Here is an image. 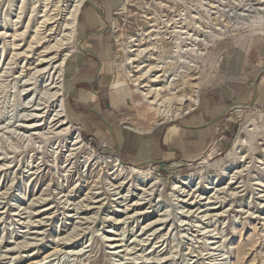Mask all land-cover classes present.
I'll return each instance as SVG.
<instances>
[{
	"label": "rangeland",
	"instance_id": "rangeland-1",
	"mask_svg": "<svg viewBox=\"0 0 264 264\" xmlns=\"http://www.w3.org/2000/svg\"><path fill=\"white\" fill-rule=\"evenodd\" d=\"M73 5L0 0V264H264V0H86L74 37L48 50ZM184 20L190 80L175 86L200 104L168 121L144 101L142 58L127 56L154 46L144 63L174 59ZM61 100L70 122L55 128ZM171 130L188 141L167 143ZM142 169L154 186L133 181Z\"/></svg>",
	"mask_w": 264,
	"mask_h": 264
},
{
	"label": "bare ground",
	"instance_id": "bare-ground-1",
	"mask_svg": "<svg viewBox=\"0 0 264 264\" xmlns=\"http://www.w3.org/2000/svg\"><path fill=\"white\" fill-rule=\"evenodd\" d=\"M23 1V0H22ZM75 5H73V9L69 10V15L66 17V22L64 24V29L63 31V37L61 39H57L56 42L54 44H52L50 47H47L48 50H51V49H55V50H58L60 49L61 46H63L64 44H66L68 41H70L73 37H74V33H75V30H76V23H75V16L76 13L78 12V8H81L82 9V5L84 4V2L86 0H73ZM126 2V1H125ZM83 3V4H82ZM126 4L123 5V7L125 6ZM64 11V10H63ZM43 16V15H41ZM46 16V14L44 15ZM47 17V16H46ZM44 18L43 22L42 23H50L52 21H50L51 19H53V17H50L48 16V18ZM179 22V21H178ZM180 23H182L180 21ZM179 23V24H180ZM166 24V23H165ZM180 26V25H179ZM174 27V26H173ZM175 27H177L175 25ZM183 31L179 32L177 31V33H173V37L175 39V42H173L174 44H176V47H177V50H176V56L174 57V59L172 60H168V61H165L161 64L160 62V65H158L159 62L155 63V62H152L151 64H146L144 63L146 60H154V57H150V58H147L146 57V54L149 53L150 51H153L154 49V46H146L145 48H141V49H135L133 48L131 51H136L137 53L135 54V56H127V59L129 60L128 63H132L134 62L135 60H138L137 58L140 57L142 58V61L139 62V64L137 65L138 67V70L140 71V78L138 79H143V80H146V84L144 86H147V91L146 92H143L142 90V94L144 96V101L147 102L148 106L155 111V113L161 117V118H165L166 120L168 121H172L174 119H177L179 118L181 115H182V112L178 111L181 107L182 109V106L185 104L186 101H189L191 102V107L189 108V111L190 110H196V107L195 105H198L200 103H198L199 101V94L197 92V94H193V96H184L181 94V89H178L175 85L176 83L179 81V80H183V82L186 84L189 82L190 80V64H186L185 66V71H181V69L179 70V68L182 66V63H183V56L186 58H189L190 55H192L191 51L188 50V49H182L183 46L185 48H187V37H182V34L183 33H187V31H185V29H189L191 26V21L188 20V21H185L184 20V24L182 26H180ZM59 28V27H58ZM191 29V28H190ZM165 31V30H164ZM176 32V31H174ZM179 32V33H178ZM172 33V32H171ZM170 33V34H171ZM146 35V34H145ZM145 38V37H144ZM158 39V38H157ZM160 39V37H159ZM171 39V38H170ZM142 43L145 44L147 43V41H143V39H141ZM131 41H136L137 42V39L136 38H133ZM135 42V44H137ZM128 45V44H127ZM139 45V44H138ZM130 47V46H129ZM46 49V50H47ZM47 50V52H48ZM155 52V51H154ZM70 52H66L65 54H63V57H62V61L61 63L59 64H56L55 67H56V70L54 72V74H57L56 77L52 76V80L51 82L48 84L51 86V88H56V90H58L57 92H54L53 94L50 93L51 97H55V100H57L59 97H61L63 95V92H60L64 87V84H63V75H62V70L64 68V65H62V62H64V60H66L68 54ZM153 54V53H151ZM175 55V54H174ZM137 56V57H136ZM53 60V57L50 56V58H44V59H40V63L38 64H44V63H49L50 61ZM140 60V59H139ZM185 62V61H184ZM186 62H188L186 60ZM53 63V62H52ZM167 63V64H165ZM178 67V68H177ZM184 67V66H183ZM176 68V70H175ZM45 66L42 67L41 69H38L36 72L38 73H44ZM183 70V69H182ZM179 71V73L177 72ZM154 72V73H153ZM177 72V73H176ZM35 74V73H34ZM65 77V76H64ZM138 79H135L134 81L138 80ZM144 83V82H143ZM149 83V84H148ZM158 83V84H157ZM146 89V88H145ZM65 90V89H64ZM66 91V90H65ZM49 95V96H50ZM49 98V97H48ZM150 98V99H148ZM48 100V99H47ZM54 100V99H53ZM175 105H178L179 107L178 108H175L173 106ZM60 109L58 110V112L55 114L56 117H54V119L51 121L53 124V126H56L55 128H59L61 127L62 125H67L69 126V114H68V110H67V105L65 103L64 100H61V105H60ZM35 110H37L38 108H34ZM187 111V110H186ZM187 112V113H188ZM28 116V115H27ZM32 116V115H31ZM38 116V115H37ZM26 117V116H25ZM30 117V116H29ZM183 117V115L181 116ZM35 117H33L34 119ZM27 121L29 120L28 118H24L23 121ZM31 120V118H30ZM23 127H30V125H22ZM37 125L33 124L32 127H35ZM67 128V127H66ZM66 128H62L63 130H65ZM140 131V130H139ZM61 133V132H60ZM83 135V134H82ZM177 135H179V131L177 130H171L169 131V134H168V137H170V140H168L167 143H170L171 141H174L176 144L179 140V144L181 145L182 143L188 141V138L184 139V138H176ZM167 136V135H166ZM84 138V137H83ZM82 138L80 132H77L74 139H73V143H72V148L69 149L71 150V153L69 154V156H72L73 152H77V153H80L83 149V146H84V139ZM193 139V137H192ZM235 147L239 145V142H235ZM92 149V148H91ZM231 154V153H230ZM77 156V155H76ZM90 158V157H89ZM87 158V160L89 159ZM94 158H92L91 160H93ZM70 160V159H69ZM87 160L85 162H87ZM207 161V160H206ZM208 162V161H207ZM66 163V162H65ZM90 164V163H89ZM115 165V170L114 172H118L119 168L121 167V161L119 159H116V162L114 163ZM120 170H124V168H120ZM129 172H132L133 173V176H132V179L133 181H143L146 180L147 178H149V180L151 181L152 183V186L155 185V183H157V178L158 177H155L144 171L143 169L142 170H131ZM121 175V171L118 172V176ZM125 175V174H124ZM117 176V175H116ZM127 178V177H126ZM129 178V177H128ZM182 180V179H181ZM190 181H186L185 179H183V181L181 182L182 184H186V183H189ZM123 185V184H122ZM173 188L172 190L175 192L177 189H178V184L177 183H174L173 184ZM118 186H121V185H118ZM141 190V188H139ZM173 196V194L171 195ZM44 200V199H43ZM181 200V199H180ZM134 204H137V203H134ZM132 204V205H134ZM140 204V203H138ZM137 204V205H138ZM78 207V206H77ZM163 215V213H162ZM165 219H157L154 224H156V222H160V223H165L164 222ZM27 223V221H26ZM31 223V222H30ZM151 224V223H150ZM33 225V224H32ZM69 237V236H68ZM110 238V237H109ZM112 240H116V239H112ZM24 243V242H23ZM64 243V242H63ZM62 243V244H63ZM66 243V242H65ZM64 243V244H65ZM69 243V242H68ZM139 242H137L138 244ZM146 244V243H145ZM26 246H30V245H27V243L25 244ZM26 246H24L26 248ZM117 246V245H116ZM158 246V245H157ZM157 246H154L157 247ZM21 248V246H20ZM158 248V247H157ZM19 249V248H18ZM23 249V247H22ZM13 250V249H12ZM15 250V249H14ZM156 250V249H155ZM69 252V251H68ZM130 252V251H129ZM200 253V252H199ZM131 254V253H130ZM133 262V261H132ZM143 262V261H142ZM148 262V261H147ZM136 263V262H135ZM141 263V262H140ZM162 263V262H161Z\"/></svg>",
	"mask_w": 264,
	"mask_h": 264
},
{
	"label": "crops",
	"instance_id": "crops-1",
	"mask_svg": "<svg viewBox=\"0 0 264 264\" xmlns=\"http://www.w3.org/2000/svg\"><path fill=\"white\" fill-rule=\"evenodd\" d=\"M105 3H107V4H104V5H102L101 7H99V9L98 8H96V9H98L97 10V12H100L101 13V17L102 18H99V20L98 21H100V22H97L100 26H102V27H104V25H105V20H106V18L109 16V14H110V9H112V6H111V3L109 2V1H107V2H105ZM108 12V13H107ZM94 14V13H93ZM91 24H96V22H93V23H91ZM101 55H103V57L105 58L108 54H107V50H104V49H102V52H101V54H100V56ZM236 88V89H240V90H244L245 89V87L244 86H242L241 84H238V85H235V86H233V88ZM226 88H227V86H226ZM169 134V133H168ZM168 134H167V136H166V141L168 142V140H170V137H168ZM161 136V135H160ZM147 138H148V140H150V137H143L142 139L141 138H138V140H140L139 141V143H140V151L141 150H143L145 147H147ZM162 138V137H161ZM159 140H161V139H159ZM161 142V141H160ZM174 142V141H173ZM172 143V142H171ZM172 145H180L179 144V141L177 142V144L174 142V143H172ZM181 147H182V145H180ZM146 149V148H145ZM159 150H161V148L159 149ZM141 152H146L147 154L146 155H144L143 156V158L145 157V156H148V155H150V153H149V150L148 151H141ZM152 156V155H151ZM142 157V156H141Z\"/></svg>",
	"mask_w": 264,
	"mask_h": 264
}]
</instances>
